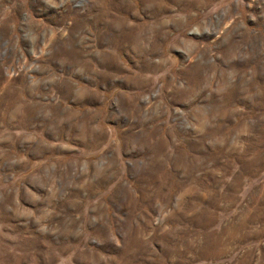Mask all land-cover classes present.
<instances>
[{"label": "rangeland", "instance_id": "1", "mask_svg": "<svg viewBox=\"0 0 264 264\" xmlns=\"http://www.w3.org/2000/svg\"><path fill=\"white\" fill-rule=\"evenodd\" d=\"M263 181L264 0H0V264H264Z\"/></svg>", "mask_w": 264, "mask_h": 264}, {"label": "crops", "instance_id": "2", "mask_svg": "<svg viewBox=\"0 0 264 264\" xmlns=\"http://www.w3.org/2000/svg\"><path fill=\"white\" fill-rule=\"evenodd\" d=\"M74 76H75L74 78L70 79L69 83H65V82L60 83V86L64 87L60 90L61 92L68 91L69 93H72L69 95H64V99H66V97H70L72 99L70 101V103H74V105L77 108L81 109L82 111H80V112L82 114L84 112H87L88 110L92 111L93 109L96 108L95 106L97 105V103L99 101V98H98L99 85L96 82V78H94L91 75H84V74H81V75L75 74ZM48 83H51V82L48 81ZM81 84H85L83 86V88L79 87V85H81ZM44 85L45 84L42 83V86H44ZM89 92H91V93L88 94ZM35 95L37 97L42 96L40 93H35ZM79 95H80V97H79ZM42 99H45V98L42 97ZM86 108H89V109H86ZM80 112L78 111L76 114H78ZM78 117L80 119H82V122H84V117H82V115H79ZM39 144L43 145V144H48V143L45 141H42V142L39 141ZM35 155H37V153ZM261 183L263 185L262 184H258L257 186L254 185L253 186L254 188L252 189L253 191L251 192V194H252L251 201L255 200V198H256L257 204H259V206L264 205V181ZM260 209L263 210V207H260ZM261 219H262V217H261ZM253 230H255V229H253ZM253 241L255 242V238L252 240V244L254 245Z\"/></svg>", "mask_w": 264, "mask_h": 264}]
</instances>
